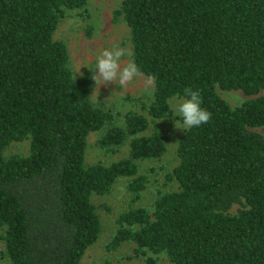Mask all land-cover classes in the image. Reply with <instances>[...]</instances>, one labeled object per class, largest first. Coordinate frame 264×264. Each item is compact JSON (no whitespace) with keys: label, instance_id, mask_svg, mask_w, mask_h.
<instances>
[{"label":"trees","instance_id":"1","mask_svg":"<svg viewBox=\"0 0 264 264\" xmlns=\"http://www.w3.org/2000/svg\"><path fill=\"white\" fill-rule=\"evenodd\" d=\"M89 0H0V238L11 264H84L99 242L96 196L126 180L128 208L106 247L128 246L143 264H264V0H122L132 60L154 80L142 109L114 113L89 97L69 48L56 38ZM198 90L210 120L186 130L173 191L141 206L148 177L139 161L167 152L159 121L170 100ZM247 96L232 106L220 91ZM121 118V119H120ZM122 121V122H121ZM100 132L109 164L86 159ZM30 140L29 154L6 155ZM163 256V258H161ZM110 257L97 264H119Z\"/></svg>","mask_w":264,"mask_h":264},{"label":"rangeland","instance_id":"2","mask_svg":"<svg viewBox=\"0 0 264 264\" xmlns=\"http://www.w3.org/2000/svg\"><path fill=\"white\" fill-rule=\"evenodd\" d=\"M121 3L122 0H89L84 9L69 12L60 23L56 38L67 43L72 66L78 76L81 73L83 75L90 74L87 68L82 65L94 63L96 53L105 47H117L123 50L125 56L122 61L124 63L133 62L130 29L122 18L115 19V11ZM79 68L80 71L78 72ZM220 93L232 106L241 105L247 99V96L241 91H220ZM153 97L154 80L140 75L122 89L112 83L101 85L97 96L98 100L96 97L92 98L96 104H101L114 113H124L130 109L141 111L142 104L153 99ZM178 99L181 98L173 97L170 100V105ZM159 125L169 138L167 152L159 159L139 161L140 174L147 176L149 180L142 200L138 203L141 206H150L159 191H173L178 188L177 183L169 181L167 175L178 163V141L185 130L174 127L171 112L166 118L159 121ZM256 130L264 135V126ZM100 135L101 133L96 131L89 135L86 152L87 163L93 164L102 161L109 164L128 155V145L114 151L101 149L97 145ZM29 150L30 140H24L12 143L7 148L6 155H27ZM125 185L126 180L121 179L116 183L111 194L94 198L102 215L103 233L99 242L88 249L83 258L84 264H97L107 257L120 262L119 264H143L142 259L129 258L133 252L128 246H124L115 252L109 251L106 247L116 230L117 218L129 205L131 197L127 193ZM0 264H11L5 256V242L1 238Z\"/></svg>","mask_w":264,"mask_h":264},{"label":"clouds","instance_id":"3","mask_svg":"<svg viewBox=\"0 0 264 264\" xmlns=\"http://www.w3.org/2000/svg\"><path fill=\"white\" fill-rule=\"evenodd\" d=\"M124 56L125 52L117 47H105L96 53L94 63L82 65L87 68L90 79L94 82L89 97L97 99L101 85L112 83L122 89L141 75V69L136 63L122 61ZM169 110L173 117L174 127L185 131L198 128L211 118V113L202 106L200 92L193 89H186L183 98L171 104Z\"/></svg>","mask_w":264,"mask_h":264}]
</instances>
